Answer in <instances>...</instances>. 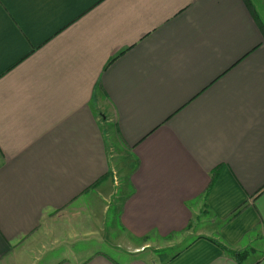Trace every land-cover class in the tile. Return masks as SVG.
<instances>
[{
  "label": "crops",
  "instance_id": "crops-1",
  "mask_svg": "<svg viewBox=\"0 0 264 264\" xmlns=\"http://www.w3.org/2000/svg\"><path fill=\"white\" fill-rule=\"evenodd\" d=\"M181 236L157 264H264V37L242 0H0V264H155L65 250Z\"/></svg>",
  "mask_w": 264,
  "mask_h": 264
},
{
  "label": "rangeland",
  "instance_id": "rangeland-1",
  "mask_svg": "<svg viewBox=\"0 0 264 264\" xmlns=\"http://www.w3.org/2000/svg\"><path fill=\"white\" fill-rule=\"evenodd\" d=\"M173 243L174 246L172 245ZM186 243H188V238L185 236L170 238L166 242L154 241L151 243L147 239L134 241L131 247L116 246L110 243L96 245L93 241H86L71 245L65 251L70 254L69 258L78 259L79 261L84 260L88 255L97 251L116 261L144 259L157 264L160 260L170 257Z\"/></svg>",
  "mask_w": 264,
  "mask_h": 264
},
{
  "label": "trees",
  "instance_id": "trees-1",
  "mask_svg": "<svg viewBox=\"0 0 264 264\" xmlns=\"http://www.w3.org/2000/svg\"><path fill=\"white\" fill-rule=\"evenodd\" d=\"M244 6L246 7L248 13L256 23V26L258 27L260 33L262 34V37H264V23L261 22L259 19L252 3L250 0H242ZM215 177V174L212 176V180ZM232 258H234L238 263L241 262L242 259L245 258L246 253L245 252H233V251H227L224 249Z\"/></svg>",
  "mask_w": 264,
  "mask_h": 264
}]
</instances>
